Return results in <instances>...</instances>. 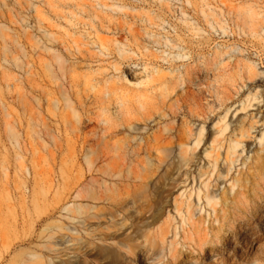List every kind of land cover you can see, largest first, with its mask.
Returning a JSON list of instances; mask_svg holds the SVG:
<instances>
[{"label": "rangeland", "instance_id": "1", "mask_svg": "<svg viewBox=\"0 0 264 264\" xmlns=\"http://www.w3.org/2000/svg\"><path fill=\"white\" fill-rule=\"evenodd\" d=\"M133 259L264 264V0H0V264Z\"/></svg>", "mask_w": 264, "mask_h": 264}, {"label": "bare ground", "instance_id": "2", "mask_svg": "<svg viewBox=\"0 0 264 264\" xmlns=\"http://www.w3.org/2000/svg\"><path fill=\"white\" fill-rule=\"evenodd\" d=\"M233 142H235L237 145H239L241 143V141L238 139L233 140ZM236 148H237L236 146H231L229 148V151L231 150V151L235 152ZM228 155H230V154H228ZM107 192H108V187H107ZM94 193L95 194H94L93 198L98 199L100 201L104 199L103 196L104 197L106 196L100 189H95ZM106 201L111 205V208H107V215H110L112 217L111 218L112 221H116L115 219L118 216V213L122 214V215H125V213H127L128 206H129L128 203H126V205H125L124 202H118V201L114 200L113 197L108 193H107ZM79 210L82 211L81 208H79ZM113 229H115V227ZM121 230L122 229L112 230V229L108 228L107 229V242H114L115 245H118L121 248L127 249L129 254L137 256L134 252L133 246L131 245L132 238L128 237V234H125L124 237L117 234ZM79 254H81V252ZM131 263L132 264H134V263L138 264L136 262V260H134V259L132 260Z\"/></svg>", "mask_w": 264, "mask_h": 264}]
</instances>
